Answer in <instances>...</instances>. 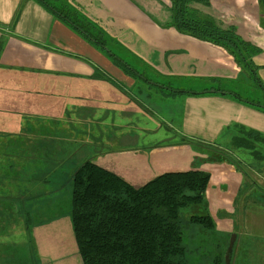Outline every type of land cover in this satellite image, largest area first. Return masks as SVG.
I'll return each instance as SVG.
<instances>
[{"label": "crops", "instance_id": "crops-1", "mask_svg": "<svg viewBox=\"0 0 264 264\" xmlns=\"http://www.w3.org/2000/svg\"><path fill=\"white\" fill-rule=\"evenodd\" d=\"M69 1L136 58L131 61L134 67L148 76L149 85L160 87L162 95L168 98L161 106L166 108L170 104L177 113L176 136L167 133V147L154 148L152 139L143 154L130 152L126 158L121 153L118 155L122 161L116 160L115 166L100 164L134 186L165 172L202 171L218 166L223 183H208L207 197L213 201V218L221 236L205 255L206 260L198 258L195 264H213V259L225 253L232 236L229 264H264V235H258L264 230V221L254 215L264 211V201L251 202V199L242 203L241 207L247 209L248 204H255L258 211L253 215L248 211L243 221L229 222L233 220L228 214L232 196L241 178L226 163L234 164L227 156L232 151L227 144L231 138L241 136L242 129L264 135V109L237 101L225 95L226 92L209 90L226 91L225 84L238 86L249 75L241 72L222 47L168 27L171 0ZM209 3L208 7L200 5L199 10L219 21L222 28H233L246 42L261 49L253 61L259 67L258 76L263 83L260 86L264 89V23L261 21L264 11L258 1L209 0ZM131 77L35 0H0V111L18 114L11 118L13 123L18 117L23 121L24 115H38L45 126L51 122V126L58 128L74 121L79 112H83L86 123L92 114L100 119H114L118 112L123 113L133 104L135 94L126 86L134 84L136 79ZM167 89L190 94L167 96L164 94ZM204 91L210 93L201 94ZM61 117L63 120L59 121ZM8 126L15 125H5ZM85 135L89 134L85 132ZM220 140L227 144H220ZM210 152L221 154L218 161L216 156H207ZM169 155L186 158L173 160ZM209 161L213 162L206 163ZM203 230L211 234L210 230ZM200 231L196 232L202 235ZM184 245L190 257L196 246Z\"/></svg>", "mask_w": 264, "mask_h": 264}, {"label": "rangeland", "instance_id": "rangeland-1", "mask_svg": "<svg viewBox=\"0 0 264 264\" xmlns=\"http://www.w3.org/2000/svg\"><path fill=\"white\" fill-rule=\"evenodd\" d=\"M200 5L202 4L194 3L192 8L204 14L199 10ZM74 7L83 13L81 8L76 5ZM261 21L264 23V20ZM95 48L120 69L105 51ZM121 67L125 69L126 66L121 64ZM131 67L135 68L134 65ZM130 75L136 79L131 87L126 85L129 92L135 94L133 104L128 105L123 113L118 112L114 119H100L94 114L88 116V128L83 112L76 113L77 118L68 125L65 122L55 128L51 126V122H48L50 126H45V122L38 115H24L21 117L23 121H19L18 117L17 122L13 123L11 118L19 116L18 114L0 111V264H83L71 220L74 172L87 161L100 166L102 162L115 166L116 160L122 161L118 154L124 153L126 158L130 152L142 151L143 154L145 146H149L152 139L151 146L154 148L167 147V133L172 137L176 136L177 113L170 104H166V108L161 106L168 98L162 95L160 87L159 90L149 85L148 76L139 69H134ZM260 83L263 84L261 79L259 83L246 79L238 86L225 84V88L226 91H237L242 98L264 107V91ZM197 90H201V87H197ZM169 115L173 118L171 122ZM62 120L61 117L59 121ZM8 124L15 126L5 127ZM85 132L89 135H85ZM234 138L228 144L219 141L220 144L231 146V154L227 156L234 164L229 161L226 163L234 171H238L241 178L239 188L232 196V209L228 214L233 220L230 219L229 222H238L240 219L243 221L248 211L252 215L258 211L255 204H248L247 209L246 206L241 207L242 203L245 204L251 199V202L264 201V144L253 141L245 133L241 138L248 139L253 144L252 149H245L236 146ZM207 156H216L214 158L218 161L221 154L212 155L210 152ZM170 158L184 160L186 156ZM202 171L209 176L208 183H223V173L218 166L216 169ZM207 190L208 188L201 205L180 210L184 236L182 243L196 246L188 257L189 264H195L198 258L205 261V255L218 241V236H221L217 233L213 218L215 209L213 201L207 197ZM258 196L262 198L253 199ZM194 215L209 216L212 219L214 228L210 230L211 234H205L199 225L189 222ZM254 215L264 221L263 210ZM237 229L238 226L234 230ZM198 230H201L202 235L196 232ZM258 235H264V230Z\"/></svg>", "mask_w": 264, "mask_h": 264}, {"label": "trees", "instance_id": "trees-1", "mask_svg": "<svg viewBox=\"0 0 264 264\" xmlns=\"http://www.w3.org/2000/svg\"><path fill=\"white\" fill-rule=\"evenodd\" d=\"M65 25L76 30L93 46L102 49L125 73L134 69L136 58L98 25L78 11L69 0H35ZM264 11V0H257ZM199 3L205 7L209 0H171V27L181 34L225 49L248 80L259 83V67L253 58L262 51L246 42L233 28H222L209 15L192 8ZM132 68V69H131ZM262 90L263 87H261ZM246 104L236 92L211 88ZM187 93L167 89L165 95ZM210 93L204 91L201 94ZM253 141L264 144V135L242 129ZM236 146L252 149L248 139L235 137ZM71 220L75 242L83 264H189L187 249L182 243L180 210L203 203L209 176L200 170L166 172L142 186H134L116 173L92 161L83 163L72 176ZM189 222L212 230L209 216L194 215ZM224 255L213 264H224Z\"/></svg>", "mask_w": 264, "mask_h": 264}, {"label": "water", "instance_id": "water-1", "mask_svg": "<svg viewBox=\"0 0 264 264\" xmlns=\"http://www.w3.org/2000/svg\"><path fill=\"white\" fill-rule=\"evenodd\" d=\"M233 238L234 237L232 236L230 241H229V243H228L227 249L225 251L224 264H229L230 263V253H231L233 242H234Z\"/></svg>", "mask_w": 264, "mask_h": 264}]
</instances>
